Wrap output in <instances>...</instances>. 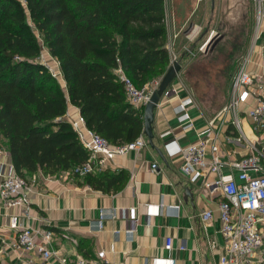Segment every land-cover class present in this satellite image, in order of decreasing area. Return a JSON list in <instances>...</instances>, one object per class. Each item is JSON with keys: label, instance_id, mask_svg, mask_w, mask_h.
I'll use <instances>...</instances> for the list:
<instances>
[{"label": "trees", "instance_id": "1", "mask_svg": "<svg viewBox=\"0 0 264 264\" xmlns=\"http://www.w3.org/2000/svg\"><path fill=\"white\" fill-rule=\"evenodd\" d=\"M167 42L164 0H0V148L16 172L54 176L88 158L62 118L68 104L113 145L143 133L144 108L128 101L116 70L143 86L166 72ZM226 133L238 134L231 122ZM94 173L73 177L107 193L126 179L124 170Z\"/></svg>", "mask_w": 264, "mask_h": 264}, {"label": "crops", "instance_id": "2", "mask_svg": "<svg viewBox=\"0 0 264 264\" xmlns=\"http://www.w3.org/2000/svg\"><path fill=\"white\" fill-rule=\"evenodd\" d=\"M262 12L263 32L264 3ZM257 52L263 54L264 40ZM255 53L254 50L251 53L250 70L264 61L262 54ZM178 78L168 86L176 92L162 96L154 109L153 142L164 160L149 145L107 160L103 170H124L126 173L124 184L109 193L95 190L83 184L81 178L65 172L54 176L39 172L31 175L27 178L29 217L23 216L22 208H4L0 202V264H61L59 257L77 255L94 260L96 264H170L172 260L174 264H219L224 242L216 209L217 198L210 197L200 187V182L188 183L180 172L183 158L172 143L175 140L184 146L196 142L199 132L209 125L210 118L193 103L186 110L194 129L184 131L178 125L176 107L190 98ZM79 114L77 107L68 104L62 118L69 120ZM166 131L170 132L162 138L161 134ZM221 131L220 159L226 163L222 172L229 173L228 163L247 152L246 142H224ZM258 145L264 147V139ZM207 155H210L209 149ZM154 163L156 167L152 170ZM233 174L236 175V171ZM209 177L213 178V175ZM186 187L191 197L185 195ZM207 207L214 212L212 219L204 225L199 214ZM121 209H125L127 217L119 215ZM132 211L134 219L131 218ZM115 212L117 215L113 216ZM10 215H18L22 225L51 230L55 255L43 261L37 253L20 255L14 250L12 243L16 231L8 226ZM101 215L102 227L98 229L94 223ZM168 237L172 241L170 249L165 248ZM99 251L104 252L103 258L97 256Z\"/></svg>", "mask_w": 264, "mask_h": 264}, {"label": "built area", "instance_id": "3", "mask_svg": "<svg viewBox=\"0 0 264 264\" xmlns=\"http://www.w3.org/2000/svg\"><path fill=\"white\" fill-rule=\"evenodd\" d=\"M258 3V19L261 20L263 17L261 6L264 0H258ZM212 34V32L209 33L203 47L212 38ZM258 38L257 34L255 41ZM250 55L249 52L239 64L231 81L230 100L221 111V114L225 112L232 116L230 122L235 126L237 136L233 137L226 133L228 125L226 121L229 122V118L224 119L222 115L219 117L217 115L210 119L209 125L204 130L199 132L196 142L182 146L175 140L172 141L176 152L183 158L180 172L187 178L188 183L195 185L200 182V187L210 197L217 198L216 209L219 213L220 233L224 242V251L219 258V264H264V147L258 145L264 139V61L261 62L260 72L250 70ZM40 59L45 63L42 54ZM51 59L55 61L54 64L58 68L57 61L54 58ZM47 66L54 77L61 79L59 69ZM116 72L123 82L128 101L135 107L144 108L152 92L158 88L160 80L137 87L121 69H117ZM175 92L174 88H168L163 97ZM249 98H253V105L243 114L247 115L252 129L258 133V139L255 142L249 141L245 136L239 117L240 113L242 115L239 110L240 105L246 103ZM190 104H193V101L187 98L176 107L178 125L184 131L194 129L192 119L186 110ZM68 121L89 153L83 163L65 172L69 176L83 177L101 171L107 160L114 156L139 151L148 146L144 132L133 141L113 145L103 136L88 128L80 114L75 118H69ZM221 130H223L224 142H246L247 152L228 163L231 169L229 173L222 172L226 163L220 159ZM169 132H164L161 137H165ZM208 149L209 156L207 155ZM155 167V163L151 165L152 170ZM233 171L237 174L234 175ZM210 175H213V178H210ZM29 191L27 180L16 172L8 151L0 148V202L2 206L4 208L20 207L23 216L29 217ZM213 212L212 208H204L199 214L200 221L204 225L207 224L212 219ZM116 215V212L113 213V216ZM119 215L127 217L128 214L125 209H121ZM102 218L103 215L94 223L98 229L102 227ZM131 218L134 219L133 211ZM8 226L16 231L12 248L20 255L34 252L43 261L55 255L52 249L54 233L51 230L22 225L18 215L9 216ZM171 246L172 241L168 237L165 239V248L170 249ZM97 256L103 258L104 252L99 251ZM58 260L61 264H96L94 260L79 255L72 258L59 257ZM170 264H174V261L172 260Z\"/></svg>", "mask_w": 264, "mask_h": 264}, {"label": "rangeland", "instance_id": "4", "mask_svg": "<svg viewBox=\"0 0 264 264\" xmlns=\"http://www.w3.org/2000/svg\"><path fill=\"white\" fill-rule=\"evenodd\" d=\"M164 11L170 51L168 66L175 60L181 65L174 79L179 77L200 112L210 119L222 115L229 118L226 124H230L232 116L221 111L230 100L233 76L249 52L262 54L257 52L264 40L258 0H164ZM210 32L213 36L203 47ZM257 34L259 38L255 41ZM41 54L46 65L58 69L45 49ZM256 67L253 70L260 72V63ZM161 77L156 76L148 83ZM252 105L253 98H249L239 110L246 112ZM239 117L247 139L257 141L258 133L252 129L247 115L240 113Z\"/></svg>", "mask_w": 264, "mask_h": 264}, {"label": "water", "instance_id": "5", "mask_svg": "<svg viewBox=\"0 0 264 264\" xmlns=\"http://www.w3.org/2000/svg\"><path fill=\"white\" fill-rule=\"evenodd\" d=\"M180 69L181 65L176 60L173 61L170 66H168L166 72L160 79L158 88L152 92L150 100L147 102L143 109V132L146 136L148 145L154 148L163 160L164 157L162 153L159 151V149L156 148L153 142L154 134L152 132V122L154 118V109L156 108L157 104L160 101V98L164 95V93L168 89V86L172 83ZM184 193L186 196L191 197L189 188L186 187L184 189Z\"/></svg>", "mask_w": 264, "mask_h": 264}]
</instances>
